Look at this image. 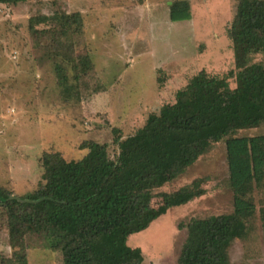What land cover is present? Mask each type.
<instances>
[{
  "label": "rangeland",
  "instance_id": "obj_1",
  "mask_svg": "<svg viewBox=\"0 0 264 264\" xmlns=\"http://www.w3.org/2000/svg\"><path fill=\"white\" fill-rule=\"evenodd\" d=\"M175 1L181 0H27L17 6L0 5V187L17 196L34 192L42 183L43 165L58 155L67 161L81 159L85 142L108 145L114 160L119 151L115 138L125 140L142 129L150 115L174 104L177 93L201 73L238 88L236 63L247 57L235 53L229 30L239 0H187L192 17L171 22ZM76 12L84 21L82 35L71 40L76 57L88 54L94 68L76 80V71L68 66L69 84L79 90L81 100L65 102L49 48L51 35L32 33L29 20ZM77 61H72L73 67ZM249 62L264 64V53L252 54ZM261 135L264 123L233 137ZM229 180L224 139L159 189L171 193L195 186L204 194L170 209L146 231L129 238L128 245L142 251L143 264H178L182 251L196 244L194 220L232 213ZM254 200L258 212L253 230L232 246V264H264V187L255 192ZM161 204L156 199L152 206ZM26 246L25 256L15 255L0 209V253L19 264H63L61 253L42 236H29Z\"/></svg>",
  "mask_w": 264,
  "mask_h": 264
},
{
  "label": "trees",
  "instance_id": "obj_2",
  "mask_svg": "<svg viewBox=\"0 0 264 264\" xmlns=\"http://www.w3.org/2000/svg\"><path fill=\"white\" fill-rule=\"evenodd\" d=\"M26 1L0 0V5ZM191 10L187 0L173 2L171 22L188 20ZM42 25L50 29L38 30ZM83 28L79 12L29 20L32 33L51 35L49 48L65 102L81 100L79 90L69 84L68 66L76 71V80L94 68L88 54L76 57L71 41ZM229 37L235 53L247 57L236 63L237 89L201 73L177 93L174 104L150 115L142 129L125 140L115 138L119 151L114 160L108 145L85 142L81 159L58 155L43 165L42 183L34 192L17 196L0 187V209L15 255L25 256L27 238L36 235L61 253L63 264H143L142 251L131 248L129 238L204 194L195 186L158 190L183 175L213 143L226 139L234 211L194 220L196 244L182 251L178 264H232L230 250L251 234L258 212L254 194L264 187V135L233 137L264 123V64L249 62L252 54L264 53V0H239ZM72 61H77L74 67ZM156 199L162 204L155 209ZM260 220L264 228V208ZM0 264L19 261L0 253Z\"/></svg>",
  "mask_w": 264,
  "mask_h": 264
}]
</instances>
